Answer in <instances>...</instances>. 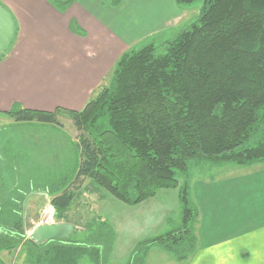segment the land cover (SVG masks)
Segmentation results:
<instances>
[{
	"label": "trees",
	"instance_id": "trees-1",
	"mask_svg": "<svg viewBox=\"0 0 264 264\" xmlns=\"http://www.w3.org/2000/svg\"><path fill=\"white\" fill-rule=\"evenodd\" d=\"M72 1L54 3L64 8ZM155 44L150 39L123 52L108 82L80 110L14 106L0 112L16 122L53 125L67 115L79 132L77 188L90 179L128 205L160 188H177L179 225L139 240L126 264H145L152 247L179 263L195 252L199 210L187 184L178 186L175 177L189 161L264 162V0H204L195 19L158 43L164 52ZM11 185L0 184V253L21 246L27 264H80L84 257L109 264L115 234L107 221L94 220L80 236L36 243L20 222L25 190ZM73 198L65 189L51 204L61 213ZM0 264H6L1 256Z\"/></svg>",
	"mask_w": 264,
	"mask_h": 264
},
{
	"label": "crops",
	"instance_id": "crops-1",
	"mask_svg": "<svg viewBox=\"0 0 264 264\" xmlns=\"http://www.w3.org/2000/svg\"><path fill=\"white\" fill-rule=\"evenodd\" d=\"M56 1L0 0L17 27L13 48L0 58V112L14 106L80 110L123 52L155 34L177 33L190 22L182 24L190 5L176 0H74L64 8ZM69 160L43 173H75L78 159L67 166ZM213 165L212 174L192 185L199 210L193 255L179 263L154 247L145 264H264V162ZM101 200L97 217L115 234L109 264L128 258L139 240L162 234L169 217H179L172 188L136 205L111 196Z\"/></svg>",
	"mask_w": 264,
	"mask_h": 264
},
{
	"label": "rangeland",
	"instance_id": "rangeland-1",
	"mask_svg": "<svg viewBox=\"0 0 264 264\" xmlns=\"http://www.w3.org/2000/svg\"><path fill=\"white\" fill-rule=\"evenodd\" d=\"M203 2L204 0H195L192 4H189L190 6L186 7L182 24L188 23L197 17ZM176 31H164L155 34L139 45L148 42L150 39L154 40L157 52L162 53L164 49L158 43H161L166 37L174 35ZM13 45L6 52H9ZM139 45L135 47L138 48ZM108 77L109 75L102 80L92 95L108 82ZM12 120H14L12 117L0 114V184H4L5 189L11 187L13 183L24 188L25 194L20 207L22 210L20 222L26 231V236L30 237L35 227L47 223H72L75 227L72 235L80 236L91 222L98 219L97 211L102 202L101 198L111 195L99 188L90 179H84L77 188L75 184H72L76 173H73L70 169V172L51 173L49 171L50 173H43L47 172L46 169H59L62 165H66L65 160L67 158L70 159L67 166L73 164V158L76 157L78 159L77 136L79 132L73 121L65 114H60L57 117V125ZM12 163L17 165L15 169L11 167ZM213 166V164L208 162L197 163L194 160L189 161L186 172L176 171L175 177L178 186H184L186 183L189 196L193 199L192 185L194 180L204 175L212 174ZM32 169L42 171L31 174L28 171H32ZM56 174L58 178H50L51 175ZM27 175H31L32 178H26ZM65 189L73 192L74 198L65 211L58 213L51 204V198ZM172 189L177 190V188ZM47 208H51L53 211L49 222L43 220L44 216L46 217L45 210ZM178 225L179 218L169 217L162 234L175 229ZM22 250L21 246H17L10 252L2 251L0 256H2L1 258L6 264H27L22 257ZM88 260L84 257L80 264H92ZM127 260L128 258L123 261H113L110 264H126Z\"/></svg>",
	"mask_w": 264,
	"mask_h": 264
},
{
	"label": "water",
	"instance_id": "water-1",
	"mask_svg": "<svg viewBox=\"0 0 264 264\" xmlns=\"http://www.w3.org/2000/svg\"><path fill=\"white\" fill-rule=\"evenodd\" d=\"M15 35V22L12 14L0 4V56L8 49ZM72 223H47L34 228L30 238L36 243L48 240L65 239L74 232Z\"/></svg>",
	"mask_w": 264,
	"mask_h": 264
},
{
	"label": "bare ground",
	"instance_id": "bare-ground-1",
	"mask_svg": "<svg viewBox=\"0 0 264 264\" xmlns=\"http://www.w3.org/2000/svg\"><path fill=\"white\" fill-rule=\"evenodd\" d=\"M45 213H46V217H45V219H47V220L49 221L50 218H51L52 215H53V211L51 210V208H47V209L45 210Z\"/></svg>",
	"mask_w": 264,
	"mask_h": 264
},
{
	"label": "built area",
	"instance_id": "built-area-1",
	"mask_svg": "<svg viewBox=\"0 0 264 264\" xmlns=\"http://www.w3.org/2000/svg\"><path fill=\"white\" fill-rule=\"evenodd\" d=\"M51 218H52V217H51ZM51 218H50V219H51ZM43 220H44L45 222H49V221H50V220L48 221L47 219H45V216H44V219H43Z\"/></svg>",
	"mask_w": 264,
	"mask_h": 264
}]
</instances>
